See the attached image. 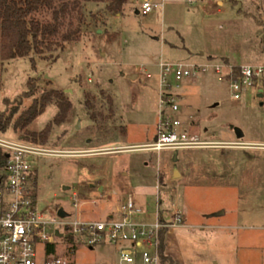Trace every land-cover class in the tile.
<instances>
[{"label":"rangeland","instance_id":"374dc122","mask_svg":"<svg viewBox=\"0 0 264 264\" xmlns=\"http://www.w3.org/2000/svg\"><path fill=\"white\" fill-rule=\"evenodd\" d=\"M137 1L129 0L118 15L109 14L105 4L88 3L80 40L3 65L1 99L14 100L32 77L36 96L58 89L71 102L67 121L53 125L47 140L36 144L51 154L30 157L37 211L49 221L61 207L73 219H104L124 201L117 194L127 199L136 189L142 193L158 184L159 195H146V219H155L161 199V208L175 204L195 224L167 231L169 250L181 264H264V76L236 100L213 67L183 78L179 88L173 75L162 84L160 68L264 66V0H168L149 15L137 14ZM168 91L181 92V100L178 112L165 108L166 114L209 146L138 148L155 140L162 94ZM87 100L94 103V116ZM31 101H13L6 109L17 108L18 115ZM0 107L5 108L2 101ZM57 112L49 104L29 129L41 131ZM22 133L10 127L3 136L19 140ZM223 210L224 221L239 229L201 227L204 215ZM235 213L242 220H232ZM70 257L74 264H122L111 244L78 246Z\"/></svg>","mask_w":264,"mask_h":264},{"label":"built area","instance_id":"2783aa9c","mask_svg":"<svg viewBox=\"0 0 264 264\" xmlns=\"http://www.w3.org/2000/svg\"><path fill=\"white\" fill-rule=\"evenodd\" d=\"M167 1L138 0L134 9L137 14L149 15L163 10ZM209 67H213L219 79L227 80L231 96L236 100L254 89L264 76V66L261 65L235 67L225 62L214 66L177 63L160 65L161 81L163 84L168 76L173 75L176 88H179L178 82L183 78L205 73ZM180 100L179 91L162 94L164 108L156 138L139 149L160 152L211 144L198 140L182 127L176 116L166 114L165 108L178 112ZM0 147L7 152L0 189V264H74L70 256L78 246L92 249L101 244L117 247L122 264H160L161 232L184 225L185 212L177 205L161 208L162 201L158 199L152 221L146 219L148 208L137 206L131 196L104 219H73L68 215L46 220L37 211L36 170L30 157L51 154V151L33 143L6 139L1 133ZM74 205L78 206V200Z\"/></svg>","mask_w":264,"mask_h":264},{"label":"trees","instance_id":"16d2710c","mask_svg":"<svg viewBox=\"0 0 264 264\" xmlns=\"http://www.w3.org/2000/svg\"><path fill=\"white\" fill-rule=\"evenodd\" d=\"M129 0H0V74L6 61L31 54L41 55L44 49L52 46L63 47L65 43L80 40L85 20V7L88 3L105 4L109 14H122ZM33 66L34 58L30 57ZM36 81L30 77L27 89L14 100L4 97L0 101V133L4 134L10 127L14 132L22 131L19 140L37 144L45 142L53 125L67 121L71 110V102L65 92L58 89L43 91L36 96ZM2 84L0 83V94ZM32 98L30 105L17 114L18 109L7 110L11 102L22 105L23 101ZM55 103L58 112L41 131L29 129V126L42 114L46 107ZM87 106L95 114L93 101H86ZM111 104V103H110ZM16 115V116H15ZM7 160V152L0 147V189L3 186V168ZM160 236V264H181L165 252V234Z\"/></svg>","mask_w":264,"mask_h":264},{"label":"crops","instance_id":"0c3cea01","mask_svg":"<svg viewBox=\"0 0 264 264\" xmlns=\"http://www.w3.org/2000/svg\"><path fill=\"white\" fill-rule=\"evenodd\" d=\"M225 61L229 62V60H227V59ZM136 77H137V75H134V78H136ZM260 93H262V96H263V90L258 88V96H259ZM155 138H156V135H155L154 139ZM179 174H180L179 171H176L174 176H177ZM184 177L185 176H183V175L181 176V178H184ZM151 188L152 187L144 188L142 193H140L141 192L140 189H136V191H135L136 194H133L134 198H133V195L131 197L133 198V200L135 199L134 202L136 201V203L138 205L136 203L135 204L137 206L147 207L146 195L152 194L153 196H155V193H156V195H159L160 185H158V184L155 185V190H151ZM118 195H119V197H118ZM117 197L119 198L118 200L120 201V203L123 200L124 201L126 200L125 198H122L123 197L122 194H117ZM111 213H113V212L108 213V215H110ZM226 213L227 212H225V210H223L222 212H211V213H208V214L204 215L203 218H202V220H204V222H202V226L201 227L208 228V229H213V230L220 229V228L221 229H226V230H231V229H236V228L239 229L238 226H237L238 224H234V222H232L233 223L232 224L231 222L224 221L225 216H227ZM242 217L243 216L240 213H238V214L235 213V215L231 216L230 218L232 220H242ZM187 219L188 218L186 217V213H185L184 225L181 228L189 229V228L195 227V224L194 223L192 224V222H189ZM166 234H167V232H166ZM166 234H165V252H166V254L170 255L173 259H175V260H177L179 262V259H177V257H175L171 253V251L169 250L168 243H167V240H166ZM234 240L237 241L238 238L236 237ZM250 241L252 243V246L255 247L257 245L255 239L249 240V242ZM242 242H243V239H242ZM257 242H258V240H257ZM244 245H245V243L243 242V246ZM116 249H117V247H116Z\"/></svg>","mask_w":264,"mask_h":264},{"label":"water","instance_id":"95a60500","mask_svg":"<svg viewBox=\"0 0 264 264\" xmlns=\"http://www.w3.org/2000/svg\"><path fill=\"white\" fill-rule=\"evenodd\" d=\"M132 78H134V76H132ZM259 97H262V93L259 94ZM57 214H58V216H61V217L67 216V214L65 213V211L62 207L58 209Z\"/></svg>","mask_w":264,"mask_h":264}]
</instances>
